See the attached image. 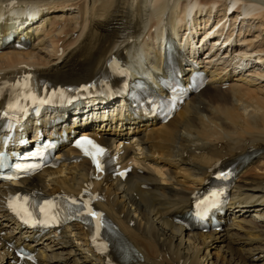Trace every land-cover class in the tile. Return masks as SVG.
<instances>
[{
    "label": "bare ground",
    "instance_id": "bare-ground-1",
    "mask_svg": "<svg viewBox=\"0 0 264 264\" xmlns=\"http://www.w3.org/2000/svg\"><path fill=\"white\" fill-rule=\"evenodd\" d=\"M227 4L233 9L229 14ZM0 11L2 27L6 18L15 31L30 24L22 32L29 41L25 50L0 49V84L31 75L61 86H101L110 61L123 53L130 57L139 49L135 60L144 56L147 67L163 49L158 34L166 24L181 38L177 50L200 65L212 59L202 62L206 44L197 46L194 35L221 18L218 33L225 30L232 49L243 53L235 61L217 62L211 83L165 124L127 119L86 127L101 145L125 157L115 172L100 176L78 158L26 177L19 186L0 183V264H264V39L257 40L264 29V0H0ZM39 23L45 28L30 33ZM249 26L258 31L252 40L243 36ZM253 55L256 63H242ZM109 80L117 86L116 79ZM80 101L69 119L83 125L106 100ZM61 152L74 155L70 147ZM129 163L133 167L121 180L117 173ZM229 167L237 173L230 205L218 218L222 229L188 232L174 223L210 176ZM20 191L82 196L114 227L118 249L96 253L88 231L77 224L34 237V230L5 212L9 196ZM18 245L33 254V261L13 256ZM122 254L125 263L118 261Z\"/></svg>",
    "mask_w": 264,
    "mask_h": 264
},
{
    "label": "snow or ice",
    "instance_id": "snow-or-ice-1",
    "mask_svg": "<svg viewBox=\"0 0 264 264\" xmlns=\"http://www.w3.org/2000/svg\"><path fill=\"white\" fill-rule=\"evenodd\" d=\"M32 80H33V77L31 75H28L26 77H22L21 81L18 82V83L22 84V89L26 90V94H27V96L29 98H35V99H37V102L39 103V102H41V101H39V98L33 96V91L34 90L32 88ZM81 143L88 144V145L92 146L93 150L96 152V155L92 156L91 158L93 159V161H94V163H95L97 168H102V165H101L99 157L103 156V154H104L103 150L96 148L95 145H93V142L91 140H84ZM16 200L23 201L24 205H27V203H28V198L27 197L18 196L16 198ZM71 203L73 205H76V207L74 209V212H75V215L77 217H79L81 215L86 216V217H91L96 222V230L97 231H99V229L101 227H103L104 221H103L102 214L94 211L92 209V207L90 206L89 202H85V201L81 200L79 202V204H77V201L75 199H73L71 201ZM9 207L10 208L13 207L11 202L9 203ZM17 214L19 215L21 213L19 211H17Z\"/></svg>",
    "mask_w": 264,
    "mask_h": 264
},
{
    "label": "rangeland",
    "instance_id": "rangeland-1",
    "mask_svg": "<svg viewBox=\"0 0 264 264\" xmlns=\"http://www.w3.org/2000/svg\"><path fill=\"white\" fill-rule=\"evenodd\" d=\"M72 17L73 18H75V16H74V12H72ZM61 19H63V18H61ZM258 26V25H257ZM241 27V25H238V28H240ZM245 29V33H244V38H251V40H252V38L254 39V38H256L255 36H256V34H257V30H256V28L254 29V26H249V27H247V28H244L243 27V30ZM249 31V32H248ZM262 39H264V29H263V31H262V33H261V36H260V38H258L257 40L258 41H261ZM258 41H256L255 43H258ZM260 68H264V66L263 67H260ZM223 91H226V90H223ZM137 154H139L138 156H139V158H141L142 157V155H141V152H139V151H137L136 152ZM144 172H146V171H144ZM165 178V177H164ZM165 186H169L170 185V183H167V182H162ZM251 213H253V211L251 210L250 212H249V216L251 215ZM211 252L213 253L214 252V250H211ZM215 253V252H214ZM215 257L217 258V262L219 263V260H221L220 259V255L219 254H216L215 255Z\"/></svg>",
    "mask_w": 264,
    "mask_h": 264
}]
</instances>
